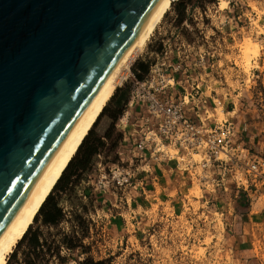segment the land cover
<instances>
[{"label":"rangeland","instance_id":"1","mask_svg":"<svg viewBox=\"0 0 264 264\" xmlns=\"http://www.w3.org/2000/svg\"><path fill=\"white\" fill-rule=\"evenodd\" d=\"M171 33H178L177 40ZM167 38L172 43H189L190 56L202 54L211 64L204 79L208 91L214 89V97L220 100L216 115L243 127V146L254 157H264V0H173L145 46L121 69V84L74 155L77 160L101 137L88 168L70 178L75 171L73 160L28 228V238L39 231L41 240L58 247L50 264H235L231 250L223 244L226 215L232 207L226 199L230 193L222 196L218 206L213 198L206 205L205 193L194 179L185 185L188 192L170 187L162 189L164 195L158 189L144 199L133 188L111 181L110 168L122 164L123 136L117 119L110 116L124 109L137 79L134 73L139 72L133 70L137 63H152L161 40ZM247 38L258 45L248 67L240 46ZM173 56L185 54L173 49ZM68 180L71 183L65 185ZM227 185L234 186L235 181ZM240 194L244 205L254 209L264 205V179H255ZM55 203L61 219L46 225L42 212ZM254 248L258 251L257 243ZM29 250L27 241H19L6 264L23 263Z\"/></svg>","mask_w":264,"mask_h":264},{"label":"water","instance_id":"2","mask_svg":"<svg viewBox=\"0 0 264 264\" xmlns=\"http://www.w3.org/2000/svg\"><path fill=\"white\" fill-rule=\"evenodd\" d=\"M161 0H0V237Z\"/></svg>","mask_w":264,"mask_h":264},{"label":"built area","instance_id":"3","mask_svg":"<svg viewBox=\"0 0 264 264\" xmlns=\"http://www.w3.org/2000/svg\"><path fill=\"white\" fill-rule=\"evenodd\" d=\"M171 38L177 40L178 33H171ZM161 41L154 61L141 79H135L117 118L123 136L122 164L110 168L111 181L146 196L159 187L156 169L161 173L168 169L176 190L188 192L185 185L195 179L205 193L203 202L207 205L213 198L218 206L223 201L219 190L238 194L255 179H264V157H254L243 146V127L216 115L220 100L214 97V89L208 91L204 79L211 64L202 54L190 56L189 43ZM173 49L185 56L174 57ZM228 181L235 185L228 186Z\"/></svg>","mask_w":264,"mask_h":264},{"label":"bare ground","instance_id":"4","mask_svg":"<svg viewBox=\"0 0 264 264\" xmlns=\"http://www.w3.org/2000/svg\"><path fill=\"white\" fill-rule=\"evenodd\" d=\"M172 1L173 0L160 1L135 41L111 73L49 167L46 169L36 186L1 235L0 264L7 263L8 256L13 251L16 244L22 239L29 226L33 223L40 207L52 192V189L71 159L76 154L79 146L93 127L108 101L112 98L116 88L121 84L123 78L122 74H120L121 69L129 64L134 53L145 46L157 24L170 8ZM225 5L226 2L222 1L221 7H224ZM240 46L243 51L245 66L248 67L251 57L250 55L257 54L258 45H256L251 38H247L243 41L242 45L240 44Z\"/></svg>","mask_w":264,"mask_h":264},{"label":"crops","instance_id":"5","mask_svg":"<svg viewBox=\"0 0 264 264\" xmlns=\"http://www.w3.org/2000/svg\"><path fill=\"white\" fill-rule=\"evenodd\" d=\"M155 172L158 175L159 187L147 195L157 193L158 189L160 194L164 195L165 192L162 190L164 187H171V189L176 187L175 177L171 175L168 169H164V173L157 169ZM219 191L220 195H226V193H221V190ZM229 193L231 194L229 197L232 207L228 208L226 215L227 222L224 226L223 244L231 250L235 264H264V258L261 255L264 253V205L254 209L244 205L241 200V191L238 194H235L234 190ZM222 196L220 197L221 200L224 199ZM145 204L142 203L141 205L144 206ZM256 243L259 247L258 251L254 248Z\"/></svg>","mask_w":264,"mask_h":264},{"label":"trees","instance_id":"6","mask_svg":"<svg viewBox=\"0 0 264 264\" xmlns=\"http://www.w3.org/2000/svg\"><path fill=\"white\" fill-rule=\"evenodd\" d=\"M148 65L149 63H144V62H139L136 65V69L133 70H138V73H134L135 77L137 79H141L143 75L147 72L148 70ZM135 72V71H134ZM122 112V110L117 111L114 115L110 116L111 119L116 120L118 118V115ZM84 141V140H83ZM102 144L101 137H96L94 141L86 148V150L83 152L81 157H78L77 160H75L73 157L72 160L69 162L68 166L62 173L61 177L55 184L54 188L58 186L59 181L62 179L64 173L66 170L71 166L73 160H75V168H74V173H71L70 178L75 175L76 172L78 171H85L89 164L91 163L92 156L97 153L99 146ZM81 145L79 146L77 152L79 151ZM71 182L68 180L65 182V185L70 184ZM48 198V197H47ZM46 201V200H45ZM42 206L40 207V209ZM41 213V211L39 210ZM43 215V222L46 225H56L60 219H61V210L57 206V204H53L47 211L42 212ZM28 231V230H27ZM27 231L23 235L22 239L20 242L27 241L29 248V252L25 254V258L23 263L20 264H50L51 260L50 258L55 254L56 249L58 247H53L51 243H48L44 239L41 240V233L39 231H35L29 238L27 237ZM46 247L45 251L43 248ZM53 250V254H52ZM33 256V257H31Z\"/></svg>","mask_w":264,"mask_h":264}]
</instances>
